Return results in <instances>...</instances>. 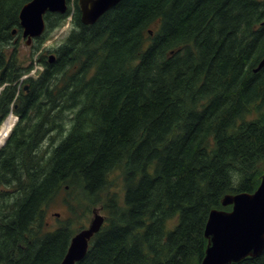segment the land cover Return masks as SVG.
<instances>
[{
  "label": "trees",
  "instance_id": "obj_1",
  "mask_svg": "<svg viewBox=\"0 0 264 264\" xmlns=\"http://www.w3.org/2000/svg\"><path fill=\"white\" fill-rule=\"evenodd\" d=\"M29 1L0 0V125L18 117L0 148V264H59L96 207L76 264H200L210 211L264 169V0H121L91 25L73 0L45 14L33 51L71 14L70 30L14 100ZM59 197L68 216L50 229Z\"/></svg>",
  "mask_w": 264,
  "mask_h": 264
},
{
  "label": "water",
  "instance_id": "obj_2",
  "mask_svg": "<svg viewBox=\"0 0 264 264\" xmlns=\"http://www.w3.org/2000/svg\"><path fill=\"white\" fill-rule=\"evenodd\" d=\"M119 1L78 0L81 22L94 24ZM66 9L67 0H31L26 3L19 12L26 44L43 34L46 13L63 14ZM52 60L53 56L50 58ZM221 205L230 206L231 209L210 211L204 229L207 245L200 264H233L247 257L258 256L264 249V169L254 192L225 194ZM104 219L103 215L94 213L88 226L71 238L60 264H76L84 258L92 237L99 232Z\"/></svg>",
  "mask_w": 264,
  "mask_h": 264
},
{
  "label": "rangeland",
  "instance_id": "obj_3",
  "mask_svg": "<svg viewBox=\"0 0 264 264\" xmlns=\"http://www.w3.org/2000/svg\"><path fill=\"white\" fill-rule=\"evenodd\" d=\"M68 6H69L70 11L72 13L74 11L73 0H71L70 5H68ZM71 16L72 15L68 16V18L65 20L64 25L62 27L58 28L57 30H55L51 33V36L42 44L40 49L37 51H33V48L35 45L34 42L33 43L31 42L30 44L27 45L26 41L24 39H20L19 45L17 47V54L19 56V62L22 64L23 67H27L28 65H32V67H30L29 70L25 71V73H23L19 77V79H18L19 82H20V80H23L22 84H24V83H26L25 81L29 78L35 79L44 70V67L42 68L38 64H36V61L39 60V58L41 57V52H42V56H44V57L49 56L51 54L56 55L55 52H51V51H54V48L58 47V45H60L62 43L64 38H66V36L70 30V27H71V25H70ZM145 32L146 31H144L143 34H145ZM11 49H12L11 47L9 49H7L8 53L10 52ZM32 52H33V56H31ZM47 62H50L49 58L47 59ZM25 78H27V79H25ZM16 86L19 87V83H17ZM16 96H17V94L15 95L14 100H16V98H17ZM69 111H70V109H68L67 112H69ZM10 115L11 114H9V116ZM12 115L15 117V123H16L18 121V118L16 115H14V114H12ZM66 135H67V133L65 130L62 132L54 131L52 134H49V136H52L55 138V141H57V140L59 141L60 139L64 138ZM49 136H48V133H46L44 135V138L47 139V142L42 141L41 145L38 146V153H43V154L48 155V153L50 152L49 151L50 148L49 149L47 148V143L50 141ZM120 187H121V184L118 183L116 189L120 190ZM96 212L101 214V215H104L102 210L99 207H96L92 210V213L90 214L88 221L80 222V224H77V226L83 225L82 228L87 227L90 220L93 218L94 213H96ZM67 216H68V211H67L66 207L62 204L61 198L59 197V198L55 199L47 207L46 214H45V220H46L47 226L50 229H53L57 226L56 220L58 218L59 219H61V218L65 219V218H67ZM171 224H172V228H173L174 223H171Z\"/></svg>",
  "mask_w": 264,
  "mask_h": 264
},
{
  "label": "bare ground",
  "instance_id": "obj_4",
  "mask_svg": "<svg viewBox=\"0 0 264 264\" xmlns=\"http://www.w3.org/2000/svg\"><path fill=\"white\" fill-rule=\"evenodd\" d=\"M121 1V0H120ZM119 1V2H120ZM118 2V3H119ZM71 3V2H70ZM118 3H116V5L118 4ZM67 4H68V2H67ZM77 5V4H76ZM115 5V6H116ZM74 6H75V3H74ZM67 7H69V6H67ZM76 7V6H75ZM70 9V8H69ZM68 9V10H69ZM78 10V9H77ZM67 12V11H66ZM79 12V11H78ZM80 13V12H79ZM48 14V13H47ZM47 14H46V17H47ZM50 14V13H49ZM51 14H54V13H51ZM69 14V13H68ZM67 15V14H66ZM71 15V14H70ZM49 17V16H48ZM47 17V18H48ZM79 17V16H78ZM48 20V19H47ZM49 21V20H48ZM19 26H20V24H19ZM19 29V28H18ZM21 29V28H20ZM150 30V29H149ZM15 31V30H14ZM17 31V30H16ZM22 31V30H21ZM20 31V32H21ZM46 32V31H45ZM13 34V33H12ZM20 34V33H19ZM143 34V33H142ZM47 35V34H46ZM45 37V36H44ZM40 45V44H39ZM51 54V53H50ZM51 56H53V61H55V59H56V56L55 55H53V54H51V55H49V56H46L45 58L46 59H48L49 57H51ZM41 57H42V52H41ZM43 58H44V56H43ZM53 61L51 62V63H53ZM36 64H38L40 67H44V65L43 64H41L40 62H39V60H37L36 61ZM264 65V59L260 62V64L258 65V67L254 70V71H257V70H259L262 66ZM30 66V65H29ZM31 67H32V65H31ZM3 68H6L7 69V66H4ZM3 70V69H2ZM1 70V71H2ZM5 73V72H4ZM4 73L3 74H0V76L2 77L3 75H4ZM25 79H27V78H25ZM24 79V80H25ZM17 83H19V87H17V89H18V91H17V96L16 97H18V95H19V93H20V91H24L23 90V86H27L28 84L27 83H24V84H22L23 83V80H20V82L19 81H17V82H15L14 84H13V86L15 85V84H17ZM22 85V86H21ZM30 85V84H29ZM20 87H21V90H20ZM28 92V91H27ZM15 94V95H16ZM13 107H14V105H13ZM53 114V113H52ZM14 123H15V117L11 114L7 119H6V121L1 125V127H0V147L3 145V143L5 142V140L7 139V137H8V135H9V133H10V131H11V129L13 128V126H14ZM22 126V125H21ZM230 127V126H229ZM232 129H235L234 127L232 128ZM232 132V131H231ZM230 134H232V133H230ZM40 136V135H39ZM57 143H58V140L56 141ZM47 145H48V143H47ZM9 171V170H8ZM9 177V176H8ZM10 178V177H9ZM12 183V182H11ZM13 184V183H12ZM14 188V187H13ZM254 192V191H253ZM226 210V209H225ZM62 219V218H61ZM106 220V219H105ZM56 222H57V220H56ZM106 223V222H105ZM58 224V223H57ZM96 235V234H95ZM205 237V236H204ZM206 239V238H205ZM70 243V242H69ZM90 245V244H89ZM207 245V244H206ZM68 249V248H67ZM67 249H66V251H67ZM66 251H65V253H66ZM263 251V250H262ZM87 253V252H86ZM204 253H205V251H204ZM65 256V255H64ZM64 258V257H63ZM63 258L61 259V261L63 260ZM61 261H60V263H61ZM81 261V260H80ZM59 263V264H60ZM78 263V262H77Z\"/></svg>",
  "mask_w": 264,
  "mask_h": 264
},
{
  "label": "flooded vegetation",
  "instance_id": "obj_5",
  "mask_svg": "<svg viewBox=\"0 0 264 264\" xmlns=\"http://www.w3.org/2000/svg\"><path fill=\"white\" fill-rule=\"evenodd\" d=\"M51 57H49V59H50ZM53 61V60H52ZM51 61V62H52ZM5 70H6V68H3V70L1 71V74H3L4 72H5ZM27 89V86H23V90H26Z\"/></svg>",
  "mask_w": 264,
  "mask_h": 264
}]
</instances>
